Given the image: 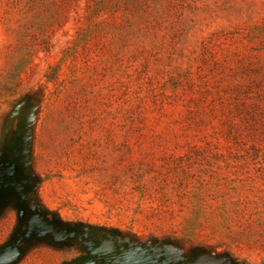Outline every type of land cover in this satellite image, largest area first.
I'll return each instance as SVG.
<instances>
[{
	"label": "rangeland",
	"instance_id": "rangeland-1",
	"mask_svg": "<svg viewBox=\"0 0 264 264\" xmlns=\"http://www.w3.org/2000/svg\"><path fill=\"white\" fill-rule=\"evenodd\" d=\"M264 264V0H0V264Z\"/></svg>",
	"mask_w": 264,
	"mask_h": 264
},
{
	"label": "water",
	"instance_id": "water-1",
	"mask_svg": "<svg viewBox=\"0 0 264 264\" xmlns=\"http://www.w3.org/2000/svg\"><path fill=\"white\" fill-rule=\"evenodd\" d=\"M73 264H92V261L90 258H83V259H80L76 262H74Z\"/></svg>",
	"mask_w": 264,
	"mask_h": 264
}]
</instances>
